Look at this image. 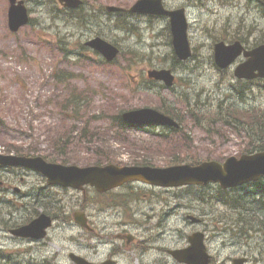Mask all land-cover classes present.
<instances>
[{
    "label": "rangeland",
    "instance_id": "rangeland-1",
    "mask_svg": "<svg viewBox=\"0 0 264 264\" xmlns=\"http://www.w3.org/2000/svg\"><path fill=\"white\" fill-rule=\"evenodd\" d=\"M25 1L31 17L36 22L13 33L8 25L9 1L0 0L1 151L19 146L26 150L31 148L33 152L49 151L54 154L53 135L69 130H73V134L77 135V130L85 126L83 121L70 119L60 111L61 99L66 97L69 91L54 78L53 74L57 70L82 74V77L73 80L74 85L80 88L91 87L93 92L91 96L94 97V101L85 114V119L91 121V129L97 130L100 138L95 145L78 141L73 144L76 152L72 154L73 159H81L80 163L91 162L92 152L110 153L119 165L133 164L135 160H147L154 165L165 166L168 158L180 154V151L194 153L196 158L202 160H219L225 156L240 155L244 150L243 139L235 129L216 127L215 130H219L221 134L215 132L210 135L195 126L190 119L191 116L184 110V131L187 135L179 134L171 137L170 145L174 150L170 151L165 150L166 140L153 137L140 129L127 131L125 128H120L114 120L116 121L115 116L119 110L130 106L155 108L158 104L161 106L170 103L178 113L180 108H185L181 101L186 95L202 101L198 92H201L203 98H213L212 103L219 101V96L230 97L231 102L225 103L228 108L232 105L256 106L259 114L264 115V88L256 87L245 97V102L240 99L236 101L229 90L218 86L220 75L216 68L209 64L208 58L213 53L212 45L223 38L242 36L246 39L264 40V13L256 0H167L171 8L185 6L188 9L191 21L190 40L200 54L199 65L192 61L189 64L190 70L176 68L177 94L160 87L132 89L133 85L130 84L133 80L141 82L144 77L147 78V70L150 68H170L173 64L172 47L166 34L167 20L151 21L143 15L130 16L128 19L134 26H131V30H121L118 27L119 23L110 22L100 14L103 16L102 19H97L98 16L93 17L92 22L97 20L87 27H81L78 24L53 19L50 13L53 7L49 3H39L38 0ZM135 1L87 0V7L95 9L93 12L89 11L90 14L95 15L96 12L98 15L97 11H103L107 5L129 8ZM96 33L122 47L123 55L117 64L104 65L98 64L95 59L79 61L66 57L64 51L57 47L56 41H51L60 34L71 38L72 42H85ZM129 49L137 51L141 57H131ZM143 55L145 56L141 59ZM128 66H131L130 69H127ZM232 69L230 75L228 74L229 79L231 73L233 74ZM181 83H183V91ZM95 91L99 93L94 94ZM162 98L168 102L163 104ZM193 119L196 120L195 117ZM255 187L258 193L264 194V181ZM148 188L141 185L137 189L138 192L151 194ZM210 189L212 193H219L220 188L213 185ZM127 191L128 188H122L115 193L122 194ZM160 192V229L157 228L156 221L149 217L155 216V211L151 208L147 209L143 201L140 206L132 203L133 212L128 215L117 207L126 203L124 196L120 195H116L117 203L111 209L109 198H100L92 193L91 196L84 198L82 195L73 196L76 193L73 192L64 200L69 214L82 207L89 213H113L105 220L100 217L94 219L97 227L103 230H99L101 234L110 227L117 228L118 231L127 228L135 234L148 238L147 243L154 242L164 249H173L186 245L187 236L193 231L203 230L207 232V244L216 259L214 262L216 264L259 250L264 255V234L253 233L252 238L245 240L239 235L234 236L217 230L214 226L207 228V222L200 226L192 224L185 218L190 213L196 216L203 213L209 224H212V221L216 222L215 219L224 214L226 217H231V212L226 206L199 201L201 193H208L207 190L196 193L195 190L187 192L160 189ZM175 193L180 196L185 195V198L173 200ZM8 199L13 203L17 202L13 195ZM92 203L98 205L97 211ZM256 206L264 207V202L258 201ZM133 217L137 222L129 221L121 224L125 219L127 222L128 219L133 220ZM17 223L16 221L0 223V239L7 238L2 232ZM142 228L144 230L149 228L153 232L148 237L144 236L143 234L148 231ZM81 234V229L75 226L70 228L64 225V222L58 221L48 240L47 248L39 246L36 250H31L25 245H17L16 241L4 243L0 240V264H36L46 258L48 264H73L69 258L70 252L84 254L93 251L95 247L93 244L88 247L84 240H80ZM159 236L160 242H156ZM144 253L146 257L143 259L136 251L126 250L120 264H162L163 261L168 262L165 264H173L166 251H163L164 254L160 252V256L152 254V251L147 253L145 250Z\"/></svg>",
    "mask_w": 264,
    "mask_h": 264
},
{
    "label": "water",
    "instance_id": "water-1",
    "mask_svg": "<svg viewBox=\"0 0 264 264\" xmlns=\"http://www.w3.org/2000/svg\"><path fill=\"white\" fill-rule=\"evenodd\" d=\"M68 6H79L80 0H60ZM10 25L13 30L28 21L27 10L23 2L16 4V0H11ZM116 10V8H109ZM132 11L149 12L155 14H168L171 17V26L174 36V45L178 55L186 58L191 55V48L188 41L187 29L188 23L185 10H176L168 12L162 5V0H140L132 8ZM90 45L100 50L109 60L117 56L119 50L108 44L100 38L91 42ZM243 47L240 43L227 46L225 43H219L215 46L216 62L221 67H227L242 53ZM250 57L244 64L236 70L238 77H255V71H259V76L264 77V46L255 48L245 53ZM151 77L164 79L168 85H172L174 77L170 71H151ZM124 118L131 122H167L168 119L150 109H142L126 113ZM33 162L43 165L37 167L49 176L51 183H59L65 186L81 188L84 184L91 183L100 191H105L118 187L129 180H143L145 182L161 186H179L184 184H201L220 182L223 187L237 186L250 180H256L264 176V152L253 156L243 157L241 160L236 158L229 159L224 165L218 162H205L199 166L191 167L181 166L169 169H154L150 167H118L109 165L106 167H86L77 166L65 167L62 165L44 163L41 159H31ZM3 162H26L24 160L13 158L1 159ZM29 161V160H28ZM32 164V163H30ZM37 164V165H38ZM39 166V165H38ZM42 216L38 219L36 227L40 230L50 224V219ZM22 235H29L25 230L18 232ZM192 246L182 251L186 262L193 264H207L210 257L205 252V246L201 238L196 240L192 238ZM178 254V251L175 253Z\"/></svg>",
    "mask_w": 264,
    "mask_h": 264
},
{
    "label": "trees",
    "instance_id": "trees-1",
    "mask_svg": "<svg viewBox=\"0 0 264 264\" xmlns=\"http://www.w3.org/2000/svg\"><path fill=\"white\" fill-rule=\"evenodd\" d=\"M86 98L83 97L81 95V92H79L78 90L74 89L71 91L70 95L65 99V108L66 110H70V116L74 117V118H78L77 115L80 114L81 115L84 114L86 108H87V104L85 103ZM198 103V102H197ZM219 108H222V105L219 106ZM202 109L201 107H197L196 110H200ZM219 109V114L217 116H220L223 118V121L226 122L230 121V122H235L238 125H240L246 132L248 137L251 138L253 143V147H255V149L257 150H262L264 149V117L262 115H260V117L258 118V113H251V112H244V110L242 111H235L233 110L232 112L227 113L226 115L222 114V110ZM193 112L195 111L194 109L192 110ZM76 115V116H75ZM203 117V118H202ZM202 117H199V119H197V123H201L202 120H200L201 118L204 119V117H206V115H202ZM116 118L118 120L119 123L123 124V120L121 119L120 116V112L117 113ZM79 119V118H78ZM256 136V138L254 139V137ZM66 137V135L60 136L58 138V143L62 142L63 139ZM81 138L83 139L84 142L86 143H93L95 141V139H97L98 137L96 136V134L94 133H90L88 128L85 127L82 130L81 133ZM68 140V137H67ZM60 145H63L64 147H68L69 146V141H65L64 143H60ZM65 149L67 148H62V157L66 155ZM111 159H104V160H98L97 163H104V162H111ZM137 164H148L149 162L142 160V161H135ZM184 159L181 158L180 156H175L172 158V161L170 164H180L183 163ZM194 162H197V160L195 159ZM263 182H257L254 183V186H259L261 185ZM218 192L222 195L223 191H221L220 189H218ZM256 194L258 195H262V193H258L256 191ZM236 195H243V194H236ZM225 197H223L222 201L224 203H226L229 206H233L231 205V203L235 204V209H238L237 207L239 205H241V201H244V199L240 198V199H230L228 198L226 195H224ZM230 199V200H227ZM237 212V211H236ZM239 215H243L244 212L239 213ZM234 225L238 228L241 229L242 227H240L242 225L241 222L235 221Z\"/></svg>",
    "mask_w": 264,
    "mask_h": 264
},
{
    "label": "flooded vegetation",
    "instance_id": "flooded-vegetation-1",
    "mask_svg": "<svg viewBox=\"0 0 264 264\" xmlns=\"http://www.w3.org/2000/svg\"><path fill=\"white\" fill-rule=\"evenodd\" d=\"M22 180H24V178H22ZM38 182L39 181L36 178H34V180H32V182L30 184L29 190L27 192H24V191L20 192L19 196L24 198V199L25 198L30 199V201L32 203H37V201L40 199H47L49 196L48 187L47 186H40ZM11 186H12V184H6L5 182L1 183V188L3 190H5V189L9 190ZM158 201H159V207H160V198ZM81 211H84L86 213L89 224L94 225L92 231L96 235L95 236V244L97 245L95 247L96 253L93 257H91L89 259L96 262V263L103 264L104 262L109 261L110 259L120 258L123 255L121 253L122 252L121 249H122V247L126 246V243L118 244L117 239H118V237L123 238L125 231H123V230L118 231L117 228L110 227L108 229V231H104L101 234L99 232V230H101L100 227H97V225L94 221L95 214L89 213L85 208H83V210H81ZM98 215H100L99 212H98ZM157 215H160V213H158ZM157 225L160 227V218L157 221ZM101 231H103V230H101ZM32 244H35V243H32ZM130 244L135 246V248L145 246L143 241H137L136 242V238ZM101 245L104 246L103 249H100ZM102 251H104V253H105L104 255L102 254ZM100 255H103V256L101 257ZM43 263L47 264L48 262L46 260H44Z\"/></svg>",
    "mask_w": 264,
    "mask_h": 264
},
{
    "label": "bare ground",
    "instance_id": "bare-ground-1",
    "mask_svg": "<svg viewBox=\"0 0 264 264\" xmlns=\"http://www.w3.org/2000/svg\"><path fill=\"white\" fill-rule=\"evenodd\" d=\"M264 181V176H262V177H260L258 180H257V182H263ZM256 182V183H257Z\"/></svg>",
    "mask_w": 264,
    "mask_h": 264
}]
</instances>
